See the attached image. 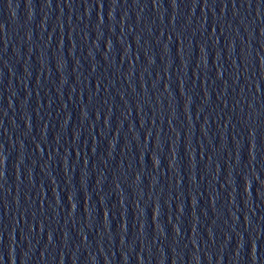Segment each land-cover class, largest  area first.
<instances>
[{"label": "water", "instance_id": "obj_1", "mask_svg": "<svg viewBox=\"0 0 264 264\" xmlns=\"http://www.w3.org/2000/svg\"><path fill=\"white\" fill-rule=\"evenodd\" d=\"M0 264H264L258 0H0Z\"/></svg>", "mask_w": 264, "mask_h": 264}]
</instances>
